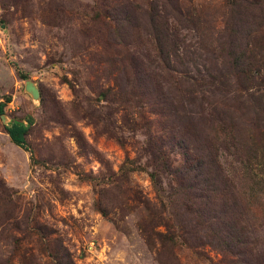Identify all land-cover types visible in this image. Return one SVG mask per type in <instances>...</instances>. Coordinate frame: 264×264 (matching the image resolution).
I'll return each mask as SVG.
<instances>
[{"label": "rangeland", "instance_id": "1", "mask_svg": "<svg viewBox=\"0 0 264 264\" xmlns=\"http://www.w3.org/2000/svg\"><path fill=\"white\" fill-rule=\"evenodd\" d=\"M6 96L0 264L64 249L76 264H264V0H0ZM18 120L25 148L5 130ZM201 157L237 231L168 197L165 166ZM161 212L177 241L149 246L139 224ZM226 234L243 243L220 247Z\"/></svg>", "mask_w": 264, "mask_h": 264}, {"label": "trees", "instance_id": "2", "mask_svg": "<svg viewBox=\"0 0 264 264\" xmlns=\"http://www.w3.org/2000/svg\"><path fill=\"white\" fill-rule=\"evenodd\" d=\"M21 77L22 74H20ZM10 101V97H5L4 102H0V114L4 112V106ZM30 121L26 123L22 120L14 121L9 127H6V132L14 144L25 148L26 147V135L28 133V126ZM164 165V158L156 157L154 159L155 166L158 167L159 161ZM160 164V165H161ZM165 171L172 177V179H180L174 184H170L169 190L172 193L168 194L177 195L179 194H190L188 199V207L192 209V212L197 213L198 219L204 224L208 223V226L215 225L218 229H229L237 231L234 224L227 225L226 222L221 220V208L224 207L223 203H218V200L222 201V195L224 190L229 186L222 170L217 165V163L211 158H197L190 165H185L184 167L178 168L170 166L169 164L165 166ZM150 177L152 181L157 182L156 172L150 171ZM165 191V190H162ZM162 202V201H161ZM203 203L204 209L200 210L198 203ZM163 203V202H162ZM187 205V204H186ZM163 207V206H162ZM165 207V206H164ZM163 207V208H164ZM207 211V214L204 213ZM213 222V223H210ZM164 226L165 231H158L156 227ZM139 229L149 246H153L156 239L164 246L166 244L175 245L178 235H173L169 224L165 221L162 212L161 217H150V224L145 227L139 224ZM218 245L220 247H230L234 245L242 244L238 236L232 234H226L224 237L219 236ZM240 255V254H238ZM57 264H76L67 250H63L60 254H55ZM247 263V262H246Z\"/></svg>", "mask_w": 264, "mask_h": 264}, {"label": "water", "instance_id": "3", "mask_svg": "<svg viewBox=\"0 0 264 264\" xmlns=\"http://www.w3.org/2000/svg\"><path fill=\"white\" fill-rule=\"evenodd\" d=\"M24 89L28 94L31 95L33 99L40 98V91L32 80L25 81ZM1 116H2V119L5 120V116L4 115H1Z\"/></svg>", "mask_w": 264, "mask_h": 264}]
</instances>
